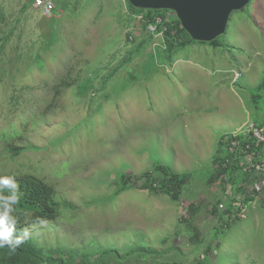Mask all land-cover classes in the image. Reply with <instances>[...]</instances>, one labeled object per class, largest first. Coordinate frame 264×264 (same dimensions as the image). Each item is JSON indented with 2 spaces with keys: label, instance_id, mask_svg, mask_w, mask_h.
Here are the masks:
<instances>
[{
  "label": "rangeland",
  "instance_id": "obj_1",
  "mask_svg": "<svg viewBox=\"0 0 264 264\" xmlns=\"http://www.w3.org/2000/svg\"><path fill=\"white\" fill-rule=\"evenodd\" d=\"M27 1L0 0V36L12 31L0 48V176L37 180L59 201L53 218L19 225L28 240L92 264H264L263 201L229 227L211 210L227 202L214 177L221 135L264 108L253 96L264 0L232 12L219 46L192 41L170 58L127 0H55L56 17ZM156 164L190 173L178 198L139 187Z\"/></svg>",
  "mask_w": 264,
  "mask_h": 264
},
{
  "label": "trees",
  "instance_id": "obj_2",
  "mask_svg": "<svg viewBox=\"0 0 264 264\" xmlns=\"http://www.w3.org/2000/svg\"><path fill=\"white\" fill-rule=\"evenodd\" d=\"M34 0H28L26 3L28 5H32ZM128 8H129V14H131L132 17L135 13H142L145 16L146 21L142 22V28H147V22L151 21L155 16L158 15H166L167 12L170 10L164 9V10H156V9H142L137 8L131 4L129 0H127ZM56 10H58L56 5ZM171 12V11H170ZM2 15H5L4 13ZM175 25L171 26L169 25V32H167V37L165 39L166 47H160L159 51L161 52L166 51L168 52L167 57H171L173 53L182 47L187 46L192 41H196L194 38L191 37V35L185 30V28L182 26L181 21L176 16L175 17ZM4 22L0 19V26L3 25ZM1 31V28H0ZM175 31V33H173ZM12 36V31H10L8 34H3L0 36V48L8 43L10 41V37ZM151 39L153 36H148ZM146 40V39H145ZM201 42V41H199ZM209 43L212 46H219L220 41L217 37L216 39L205 42ZM146 43L143 42V45ZM119 69L116 68L114 72L118 71ZM111 77H108L110 80ZM92 80H86L81 82L80 85V91L82 94H85L89 89V82ZM105 84L103 85V87ZM254 100L261 99L264 100V81L260 83L255 90L254 93ZM263 97V98H262ZM224 143V137H221L220 139V146L218 149V152L213 158V162L215 163V166L222 162L223 159V150L222 146ZM14 151L20 152L21 150L17 147H13ZM216 169V168H215ZM156 173L158 174L157 177H154L152 174ZM222 173H228L229 178L232 179L234 182H238V176L241 172H237L232 167L229 168H218L216 170V174L214 177L221 175ZM214 174V173H213ZM22 174H19V176L16 179V182L19 185V201L16 205H14V211L12 212L17 213L18 216L15 217L17 221H20V223H16V231L15 235H23V231L21 230L19 225H24L32 222H41L48 221L50 218H53L57 212L59 211V201L55 199L54 197V191L53 188L39 183L37 180H29L25 181L23 178H20ZM146 180L144 183H142L139 187L143 189L151 190L152 192L160 191L164 194L171 195L174 198H178L184 189L185 185L187 184L189 178L191 177L190 173H178L175 171L170 170L167 166L162 164H156L154 168L152 169V172H148L146 174ZM161 176V177H160ZM158 178H161L160 180ZM219 178V177H218ZM220 180V178H219ZM211 181L213 179L211 178ZM221 181V182H220ZM219 184H221L223 191L225 192V180H220ZM129 187L128 182L124 183V187L119 188V191L117 193H121L123 190L127 189L126 187ZM160 189V190H159ZM3 195H8L9 192L7 189L3 190ZM18 207V208H17ZM195 207L197 206H191V210L194 211ZM12 214V215H13ZM198 237V236H196ZM28 238L16 247L14 250L8 246L0 247V264H92L88 262L85 258L77 260V258H73L72 256L67 257V254L65 251H63L60 248H54V247H42L41 245H36L33 242L29 241ZM137 247L132 248L129 247L128 251L130 255H133L134 251H136ZM105 252L107 254L111 253H117L118 250L116 248H107L105 249ZM145 256L146 252H143ZM112 257V255H108ZM121 255L118 256V258H114L116 261H118V264H124L126 261H129V264L131 263L132 259L129 260H123L119 259ZM113 259V258H111ZM108 258H102L100 262L94 261L93 264H108V262L111 260Z\"/></svg>",
  "mask_w": 264,
  "mask_h": 264
},
{
  "label": "built area",
  "instance_id": "obj_3",
  "mask_svg": "<svg viewBox=\"0 0 264 264\" xmlns=\"http://www.w3.org/2000/svg\"><path fill=\"white\" fill-rule=\"evenodd\" d=\"M33 6L45 17H56L61 11L56 10L55 0H34ZM170 11L166 15L155 16L147 22V31L155 37L159 36L164 48L169 25H175L174 20L177 16L175 12ZM133 16L142 22L146 21L144 14L135 13ZM222 137H224L223 159L217 167H232L241 173L237 183L229 178L228 173L219 175L220 180L226 181L227 202H221L216 207L212 206L211 210L216 211L218 217L220 216L221 227H229L236 220L246 217L250 205L258 200L264 201V124L251 120L236 130L223 134ZM190 207L191 204H185L186 216L189 215Z\"/></svg>",
  "mask_w": 264,
  "mask_h": 264
},
{
  "label": "water",
  "instance_id": "obj_4",
  "mask_svg": "<svg viewBox=\"0 0 264 264\" xmlns=\"http://www.w3.org/2000/svg\"><path fill=\"white\" fill-rule=\"evenodd\" d=\"M142 9L171 10L196 41L210 42L227 30L232 12L251 0H129Z\"/></svg>",
  "mask_w": 264,
  "mask_h": 264
},
{
  "label": "clouds",
  "instance_id": "obj_5",
  "mask_svg": "<svg viewBox=\"0 0 264 264\" xmlns=\"http://www.w3.org/2000/svg\"><path fill=\"white\" fill-rule=\"evenodd\" d=\"M7 189L9 194L3 195ZM19 185L14 176H0V247L8 246L13 250L24 243L29 233L24 231L23 235H15L17 219L12 215L14 205L19 201ZM41 223H44L42 220Z\"/></svg>",
  "mask_w": 264,
  "mask_h": 264
},
{
  "label": "crops",
  "instance_id": "obj_6",
  "mask_svg": "<svg viewBox=\"0 0 264 264\" xmlns=\"http://www.w3.org/2000/svg\"><path fill=\"white\" fill-rule=\"evenodd\" d=\"M263 98V97H262ZM264 101V100H263ZM256 116V119H254V120H252V121H255L256 123H258V124H264V108H262V107H258L257 108V114L255 115ZM249 121V120H248ZM247 122V121H246ZM244 124V123H243ZM242 126V125H241ZM240 126V127H241ZM226 134V133H225ZM223 136V134L221 135V137ZM221 139V138H220ZM219 145H220V140H219ZM218 145V146H219ZM214 158V157H213ZM263 203H264V201H263ZM217 225L219 226V227H221V225H220V216L218 217V219H217Z\"/></svg>",
  "mask_w": 264,
  "mask_h": 264
},
{
  "label": "bare ground",
  "instance_id": "obj_7",
  "mask_svg": "<svg viewBox=\"0 0 264 264\" xmlns=\"http://www.w3.org/2000/svg\"><path fill=\"white\" fill-rule=\"evenodd\" d=\"M18 208V207H17Z\"/></svg>",
  "mask_w": 264,
  "mask_h": 264
}]
</instances>
